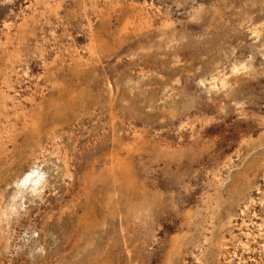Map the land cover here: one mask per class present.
Here are the masks:
<instances>
[{
    "label": "rangeland",
    "instance_id": "obj_1",
    "mask_svg": "<svg viewBox=\"0 0 264 264\" xmlns=\"http://www.w3.org/2000/svg\"><path fill=\"white\" fill-rule=\"evenodd\" d=\"M0 264H264V0H0Z\"/></svg>",
    "mask_w": 264,
    "mask_h": 264
},
{
    "label": "bare ground",
    "instance_id": "obj_2",
    "mask_svg": "<svg viewBox=\"0 0 264 264\" xmlns=\"http://www.w3.org/2000/svg\"><path fill=\"white\" fill-rule=\"evenodd\" d=\"M148 7V6H147ZM151 7V6H150ZM149 8V7H148ZM139 14V13H138ZM137 21V20H136ZM127 23V22H126ZM135 29V28H134ZM253 31V30H252ZM255 34V33H254ZM94 41V40H93ZM231 61V60H230ZM247 65V64H246ZM250 66H251V64H250ZM240 67V66H239ZM241 67H242V65H241ZM242 69V68H241ZM239 70V69H238ZM237 70V71H238ZM218 71V70H217ZM218 73V72H217ZM216 74V73H215ZM232 74V73H231ZM219 75V74H218ZM223 75V74H222ZM154 77V76H153ZM143 78V77H142ZM222 78V77H221ZM229 78V77H228ZM230 81V80H229ZM110 85V84H109ZM220 85V84H219ZM175 86V85H174ZM218 86V85H217ZM132 87V86H131ZM177 87V86H176ZM223 87V86H222ZM214 88V87H213ZM133 89H134V87H133ZM136 89V88H135ZM203 89V88H202ZM220 89V88H219ZM217 92V91H216ZM52 115V114H51ZM52 118V117H51ZM55 120H56V117H55ZM58 122V121H57ZM59 125V124H58ZM54 127V126H53ZM58 127V126H57ZM59 128V127H58ZM62 130V129H61ZM49 137V136H48ZM64 141V140H63ZM63 144V143H62ZM65 152V151H64ZM54 161V160H53ZM59 165V164H58ZM61 165V164H60ZM54 166V165H53ZM58 167V166H57ZM60 168V167H59ZM56 170V169H55ZM62 170V169H61ZM35 174V172H34V169L32 170V168H29L28 169V171L27 172H24V173H22L20 176H18V178L16 179V181L14 182V184L15 185H17V186H19L20 184H24V183H26V182H28V183H33L34 181H33V175ZM36 181V180H35ZM6 184V183H5ZM7 186V185H6ZM12 186V185H11ZM5 187V186H4ZM9 187V186H8ZM7 187V188H8ZM113 187V186H112ZM9 190V189H8ZM7 191V190H6ZM7 193V192H6ZM5 193V194H6ZM7 195V194H6ZM115 200V199H114ZM94 230H96V229H94ZM177 251H178V249H177Z\"/></svg>",
    "mask_w": 264,
    "mask_h": 264
}]
</instances>
